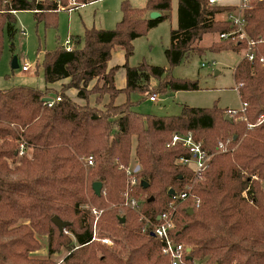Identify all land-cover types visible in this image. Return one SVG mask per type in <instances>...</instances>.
Returning a JSON list of instances; mask_svg holds the SVG:
<instances>
[{"label":"trees","instance_id":"16d2710c","mask_svg":"<svg viewBox=\"0 0 264 264\" xmlns=\"http://www.w3.org/2000/svg\"><path fill=\"white\" fill-rule=\"evenodd\" d=\"M57 1L67 8L70 0H0V58L4 35L12 40L16 32L15 15L32 12L36 24L56 29ZM72 1L74 10L94 0ZM170 8L171 0H147L142 9L124 1L115 28L85 29L69 52L59 44L43 51L44 90H0V264H56L51 256L61 248L64 264H170L163 243L151 235V225L168 210L170 239L189 251L188 264H264V0H247L241 40L219 38L234 26L217 16L236 6L178 0L177 27L164 51L169 69L125 64L126 86L117 89L120 67L108 68L113 50L120 47L127 60L133 41L166 20ZM150 12L160 17L150 19ZM206 34L217 37L211 51L243 53L249 40L255 42L254 59L243 56L233 69L242 108L230 114L231 122L224 119L229 110L215 106H184L179 115L165 117L133 111L130 96L149 94L151 78L158 80L156 94L198 90L197 82L172 77L169 70L187 54L202 53ZM61 80L68 82L51 98L50 86ZM69 89L83 105L64 94ZM120 95L125 101L116 104ZM56 97L60 101L51 106L43 101ZM174 134H190L210 156L203 172L176 163L189 154L170 145ZM93 183L102 184L99 196ZM183 191L199 200L198 208L191 199H174ZM85 204L102 210L96 227L111 246L91 240L94 217L80 209ZM53 218L67 223L62 233ZM43 237L47 258H32Z\"/></svg>","mask_w":264,"mask_h":264},{"label":"rangeland","instance_id":"374dc122","mask_svg":"<svg viewBox=\"0 0 264 264\" xmlns=\"http://www.w3.org/2000/svg\"><path fill=\"white\" fill-rule=\"evenodd\" d=\"M124 1L135 9L144 8L147 2V0H95L77 11H58L56 29H44L42 23L36 24L32 12L17 13L15 15L16 32L13 39L9 40L6 35L3 38L0 68L5 73L2 75L0 88L29 86L44 90L45 83L40 67L43 55L39 52H43V50L51 51L57 44L63 45L70 35L82 36L85 29L111 30L115 28L116 24L121 20L120 6ZM66 6V9H71V2L69 1ZM217 18L226 19V15L222 14L217 16ZM176 27L177 0H171L169 17L155 28L149 30L146 35L133 41V54L127 59L128 66L136 67L144 63L149 66L169 69L164 51L170 43V31ZM213 41H217V37L206 34L200 42V47L204 48L202 53L187 54L178 66L169 70V75L172 77L197 82V91H179L176 93L167 90L164 93H157L158 100L156 102H149V97L156 94L155 90L158 86V80L151 78L149 86L152 91L149 94L137 92L130 96L131 101L135 102L132 110L140 114H149L157 117L179 115L184 106L192 108H212L215 106L225 110H241L242 105L233 79V69L244 56V53H236L229 50L211 51L209 47ZM11 45H13V54L10 51ZM12 56L19 60V65L23 60H26L31 65L32 71L23 75L20 68L11 70L10 61ZM36 62H38V68L35 65ZM36 69H38L37 72ZM5 76L8 77L6 78ZM94 85L95 81L89 85V89ZM54 87L52 88L53 94L50 95L51 98H54L56 93L59 92V87ZM71 100L78 102L76 96L71 97ZM124 100L125 97L123 95L119 96L116 99V104H120ZM227 116L230 117L229 114ZM134 166L135 157L133 156L128 167L129 171H132ZM262 188L264 190V182H262ZM80 209L89 210L94 217L92 236L96 239L93 242L111 246L112 240L108 237H103L96 227L97 219L102 210L90 204H85ZM94 211H97L98 214H93ZM65 234L74 241L70 233L65 232ZM104 238L108 239L110 244L102 243L101 239ZM39 240L41 249L30 256L36 259H45L48 256L46 238L43 237ZM98 255L100 253H97ZM66 256L67 252L61 248L60 251L51 256V259L56 264H64L63 260Z\"/></svg>","mask_w":264,"mask_h":264},{"label":"built area","instance_id":"2783aa9c","mask_svg":"<svg viewBox=\"0 0 264 264\" xmlns=\"http://www.w3.org/2000/svg\"><path fill=\"white\" fill-rule=\"evenodd\" d=\"M71 4L72 7L74 6V3L72 0ZM58 5H59V10L60 11H65L66 8H62L60 7L59 1H57ZM217 3V0H209V4L210 5H214ZM247 5V0H239V4L236 8V10L234 12L228 13L226 14V20L231 22L232 25L234 26V31L232 33H223L219 35V38L222 40H226L228 38H230V36L232 35H237L238 39H243L246 37L245 32H244V25H245V21L243 18V10ZM72 7H70V10H73ZM74 43L71 40V38L66 39V41L63 43L62 47L65 51H72L74 50ZM254 46H255V42L249 40L247 42V46L244 49L243 53H244V58L248 59L249 61H252L255 57L254 55ZM263 63L264 66V61L260 60ZM29 70V65L27 63H24L21 66V71L22 72H26ZM157 99V95L153 94L149 97V101L150 102H156ZM60 101V97H56L55 101L51 100L46 102V104H48V106H51L54 102H59ZM235 110H229L228 114H234ZM170 145L172 146H180L181 148L185 149L188 154L189 157L185 158V157H181L179 158L176 163L178 165L181 166H189L191 167L195 172L197 173H201L203 172L208 164V161L210 159V156L204 152L201 149V146L199 143H196L192 136L190 134L188 135H178V134H174L172 136L171 139V143ZM24 147L23 145L19 146V155H23L24 151H23ZM87 165L91 166L92 165V159H88L87 160ZM128 174L131 171H128ZM134 172V171H133ZM174 199H178L181 201H186L188 199L192 200V206L196 208L199 207V200L197 198H195L194 196H192L188 191H183L181 194L177 195V197L173 196ZM173 203L170 204V208L172 207ZM93 214H98L97 211H94ZM172 216L173 213L171 211H166L165 213H163L162 215L157 217V223L151 225L152 230H151V235H153L156 239H158L159 241H161L163 243V248H162V253L166 256L169 257L170 260V264H188L187 259H188V252L185 249V247H183L181 244H175L172 242V240L170 239V230L173 228V222H172ZM145 231V229L143 230V232ZM96 238L92 236V241H94ZM102 243L104 244H110V241L106 238L101 239ZM192 264H198V262H193Z\"/></svg>","mask_w":264,"mask_h":264},{"label":"crops","instance_id":"0c3cea01","mask_svg":"<svg viewBox=\"0 0 264 264\" xmlns=\"http://www.w3.org/2000/svg\"><path fill=\"white\" fill-rule=\"evenodd\" d=\"M95 1V0H94ZM93 1V2H94ZM219 0H217V2H218ZM177 3H178V0H177ZM90 4V3H89ZM218 5H225V6H238V4H239V0H220L219 1V3H217ZM83 6H85V5H83ZM83 6H80L79 8H76V9H74V10H70V11H77V10H80V9H82V7ZM60 11V10H59ZM65 11H68V10H65ZM69 38H71L72 39V41L75 39H80V37L81 36H72V35H70V36H68ZM74 40V41H75ZM61 46H62V44H61ZM10 51H11V53L13 54V45H11L10 46ZM43 51H45V50H43ZM39 53H41L42 55H43V52L41 51V52H39ZM16 59V62H14V60ZM24 63H27L28 65H29V70L28 71H26V72H22L21 71V66L24 64ZM125 64H127L128 65V60H126V58H125V54H124V51L120 48V47H116L114 50H113V53H112V57H111V60L108 62V68H111V67H114V66H119L120 68H119V70L116 72V74H115V78H114V83H115V86H116V88L117 89H119V90H121V89H123L125 86H126V70H125V68L123 67ZM15 65L17 66L16 67V69H19L20 68V71H21V74H23V75H26V74H29L32 70V68H31V65L26 61V60H23L22 62H21V64L19 65V60L16 58V57H14V56H12L11 57V61H10V68H11V70H13V69H15L14 67H15ZM35 65H36V67L38 68V62H36L35 63ZM130 67V66H129ZM38 71V69H36V72ZM5 72H4V70L3 69H1L0 68V86H1V80H2V78H3V74H4ZM6 78L8 77V76H5ZM67 82H68V80H61V81H59V82H56V83H54L53 85H51L50 86V88H53L54 86V88H58L59 87V91L61 90V88H62V85H64V84H67ZM5 89V88H4ZM8 89V88H7ZM0 90H3L2 89V87L0 88ZM177 93V92H176ZM64 94L67 96V94H68V96H70V99H71V97H73V96H76V98H77V91L76 90H74V89H69V90H67V91H65L64 92ZM157 95V94H156ZM67 96V97H68ZM120 96H122V95H120ZM124 96V95H123ZM119 97V96H118ZM117 97V98H118ZM125 97V96H124ZM116 98V99H117ZM131 98V97H130ZM77 101L78 102H75V103H77V104H79V105H83L84 104V102H83V100H81V99H79V98H77ZM125 101V100H124ZM150 102V101H149ZM115 103H116V100H115ZM123 103V102H122ZM121 104V103H120Z\"/></svg>","mask_w":264,"mask_h":264},{"label":"water","instance_id":"95a60500","mask_svg":"<svg viewBox=\"0 0 264 264\" xmlns=\"http://www.w3.org/2000/svg\"><path fill=\"white\" fill-rule=\"evenodd\" d=\"M160 17V13L159 12H150L149 13V18L150 19H157V18H159ZM14 62H16V59L14 60ZM16 65H15V69H16ZM43 101L44 102H48V101H51V99H49V98H45V99H43ZM226 121H229V122H231V118L229 117V116H226L225 118H224ZM138 169V167H136V170ZM92 190H93V192L95 193V195H97V196H99L100 194H101V190H102V184L101 183H93L92 184ZM168 195H170V196H172V195H174V191L172 190V189H170L169 191H168ZM189 214H192L193 213V211L191 210V209H189V212H188ZM121 222H123V220L121 221ZM52 223H53V225L55 226V227H57V229L59 230V232L60 233H62L63 232V230H64V228L67 226V223H64V222H62V221H60L59 219H57V218H53L52 219ZM153 236V235H152ZM187 252H189V251H187Z\"/></svg>","mask_w":264,"mask_h":264}]
</instances>
